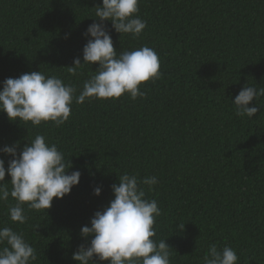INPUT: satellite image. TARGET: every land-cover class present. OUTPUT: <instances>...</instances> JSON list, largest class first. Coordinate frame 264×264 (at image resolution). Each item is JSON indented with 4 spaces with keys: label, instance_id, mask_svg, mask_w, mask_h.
Listing matches in <instances>:
<instances>
[{
    "label": "trees",
    "instance_id": "trees-1",
    "mask_svg": "<svg viewBox=\"0 0 264 264\" xmlns=\"http://www.w3.org/2000/svg\"><path fill=\"white\" fill-rule=\"evenodd\" d=\"M97 5L102 0H0V90L6 78L42 71L78 95L99 64L77 75L67 69L83 62ZM139 16L147 21L139 38L105 23L118 52L147 45L158 53L162 76L140 86L146 97L73 102L59 127L0 112V148L18 144L19 152L41 134L64 153L69 173H82L50 209L25 204L26 223L10 220L11 196L0 201V227L23 233L35 264H79L73 253L92 238L81 228L110 205L119 175H155L160 182L146 197L162 210L153 239H167L171 264H203L213 244L235 249L238 264H264V97L250 102L259 108L251 118L232 102L246 84L264 87V0H139ZM0 157L7 168L11 157Z\"/></svg>",
    "mask_w": 264,
    "mask_h": 264
},
{
    "label": "clouds",
    "instance_id": "clouds-1",
    "mask_svg": "<svg viewBox=\"0 0 264 264\" xmlns=\"http://www.w3.org/2000/svg\"><path fill=\"white\" fill-rule=\"evenodd\" d=\"M94 8V16L90 17L99 22L90 24L84 33L91 38L83 48V62L75 58L74 66H68L67 70L77 75L84 65L98 62L97 70L90 74L78 95L76 87L42 71L6 78L0 90V112H5L10 121L30 122L33 127L52 122L59 127L70 119L73 102L119 99L125 94L135 101L147 95L141 90L143 83L149 80L154 83L161 78L159 55L153 48L144 45L118 52L105 23L111 21L116 32L139 38L147 27V21L139 16V0H102V6ZM260 97H264V87L246 84L232 99L236 114L254 117L259 108L249 105ZM18 147L14 144L0 148V153L11 157L7 168L5 159L0 157V201L11 196L15 204L8 210L10 220L23 224L28 219L24 214L25 204L36 211L50 209L54 198L71 193L82 173L79 170L69 173L71 165L64 153L44 135L37 134L19 152ZM6 175L11 177L10 190L5 183ZM159 182L155 175L140 179L135 174H120L119 183L112 185L115 198L110 205L94 214L91 226L81 228L82 237H92L90 243L81 244L72 258L79 264L105 261L107 264H171L167 239H153L154 225L162 210L155 199L146 198L147 192L153 191ZM101 191V187L94 189L96 195ZM184 225L179 221L178 228L182 230ZM0 245H6L0 248V264L38 261L37 250L23 233L11 227H0ZM238 259L231 246L220 248L213 244L208 247L203 264H238Z\"/></svg>",
    "mask_w": 264,
    "mask_h": 264
}]
</instances>
